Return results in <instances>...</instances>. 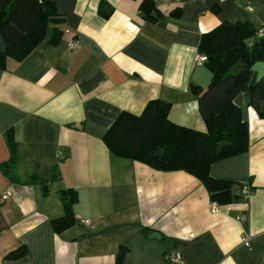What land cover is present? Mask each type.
<instances>
[{
    "label": "crops",
    "instance_id": "0c3cea01",
    "mask_svg": "<svg viewBox=\"0 0 264 264\" xmlns=\"http://www.w3.org/2000/svg\"><path fill=\"white\" fill-rule=\"evenodd\" d=\"M54 1L60 41L44 40L0 67V164L11 156V128L19 180L0 168V194L9 192L0 203V264H117L119 248V264H177L165 258L176 250L180 264H264V118L244 91L234 102L248 123V150L209 172L251 193L216 212L193 175L115 156L102 140L119 112L139 113L155 98L170 103L173 122L205 130L191 89L211 78L196 61L200 37L223 21L264 26V0H152L150 17L142 0ZM33 173L49 178L47 193L39 182L23 183ZM62 188L76 190L75 221L56 233ZM22 246L25 253L5 258Z\"/></svg>",
    "mask_w": 264,
    "mask_h": 264
},
{
    "label": "trees",
    "instance_id": "16d2710c",
    "mask_svg": "<svg viewBox=\"0 0 264 264\" xmlns=\"http://www.w3.org/2000/svg\"><path fill=\"white\" fill-rule=\"evenodd\" d=\"M139 6L147 17L151 16V9H156L152 0H142ZM62 21L54 0H0V35L4 44L0 67H4L7 57L22 59L44 40L57 44L62 35L58 24ZM49 28L51 35L46 39ZM257 28L247 21H223L201 35L198 49L206 56L204 62L211 78L206 88L193 84L191 89L197 96L205 130L173 122L168 117L170 103L155 98L139 113L126 110L118 113L102 137L108 150L115 156L136 160L157 170L185 171L204 185L210 200L217 204L239 199L244 183L213 177L209 169L215 161L248 150V123L234 102L236 95L244 91L248 105L264 118V78L256 81L251 69L256 61H264V37L256 36ZM5 136L11 156L0 168L12 181L18 182L13 156L17 144L11 128ZM34 182L41 183L47 193L49 178L33 173L23 183ZM58 196L63 214L51 220L56 233L75 221L73 205L77 201L73 188L58 190ZM25 251L23 246L19 247L5 258L17 257ZM122 251L119 248L117 264Z\"/></svg>",
    "mask_w": 264,
    "mask_h": 264
},
{
    "label": "built area",
    "instance_id": "2783aa9c",
    "mask_svg": "<svg viewBox=\"0 0 264 264\" xmlns=\"http://www.w3.org/2000/svg\"><path fill=\"white\" fill-rule=\"evenodd\" d=\"M246 7L249 9V10H252V6L246 2ZM256 36L258 38H261V37H264V26H258L256 32H255ZM78 46V42L76 40H71L70 43H69V48H75ZM196 61L199 62V63H202L204 61H206V56L205 54L203 53H198L196 55ZM250 193H251V189L249 187L248 184L244 183L242 188H241V192H240V199L241 200H247L250 196ZM9 197V192H3L2 194H0V203L5 201L7 198ZM210 209L212 212H216L217 209H218V205L216 202L214 201H211L210 202ZM242 218H244V216H242ZM80 221L85 224V225H88L90 223V220L88 218H82L80 219ZM248 240L249 238L248 237H245L244 238V242L246 244H248ZM165 258L168 262L170 263H177V264H180L183 262V259H182V256H181V253L179 251H170V252H167L165 254Z\"/></svg>",
    "mask_w": 264,
    "mask_h": 264
},
{
    "label": "water",
    "instance_id": "95a60500",
    "mask_svg": "<svg viewBox=\"0 0 264 264\" xmlns=\"http://www.w3.org/2000/svg\"><path fill=\"white\" fill-rule=\"evenodd\" d=\"M251 69L255 72V79L256 81L261 80L262 78H264V61H256ZM160 234L154 230H151L149 232V236H159Z\"/></svg>",
    "mask_w": 264,
    "mask_h": 264
}]
</instances>
